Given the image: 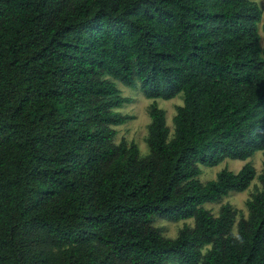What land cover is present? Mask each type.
<instances>
[{
	"label": "trees",
	"instance_id": "obj_1",
	"mask_svg": "<svg viewBox=\"0 0 264 264\" xmlns=\"http://www.w3.org/2000/svg\"><path fill=\"white\" fill-rule=\"evenodd\" d=\"M261 19L252 0H0V264H264V159L236 234L204 205L254 167L198 179L264 151ZM110 79L183 96L172 135L150 106L144 157L114 143L132 117ZM158 218L194 224L166 238Z\"/></svg>",
	"mask_w": 264,
	"mask_h": 264
},
{
	"label": "rangeland",
	"instance_id": "obj_2",
	"mask_svg": "<svg viewBox=\"0 0 264 264\" xmlns=\"http://www.w3.org/2000/svg\"><path fill=\"white\" fill-rule=\"evenodd\" d=\"M258 4L262 10V19L258 24V32L260 35V47L264 46V37L262 32V25L264 23V0H252ZM116 84V87L120 90L121 96L129 100L116 112L122 115L131 116L132 119L124 123L123 125L114 127L116 131V136L114 138V143L119 144L124 141L127 144L134 143L139 150L140 157H144L149 154V148L146 143V138L148 136V126L150 124L149 108L154 103L159 109L165 111L166 125L170 129V134H173V122L172 119L176 114V108L181 106L183 103L182 94L176 96L171 100H150L146 99L142 92L140 91L139 85L134 88H129L123 86L118 81L110 79ZM264 159V151L257 152L253 157L244 161L230 160L226 159L219 165L208 168L201 167V174L198 179L201 183H206L208 181L214 180L216 175L222 170L227 169L233 173H237L242 166L249 162L254 167L256 171V178L252 181L248 189L243 192H230L227 196L223 197L220 201L211 204H205L204 208L209 210L214 216H217L222 205L228 204L236 211L235 224L233 227V233H237V223L241 218H247L248 209L247 202L250 200L251 196L260 190V184L257 180V176L262 170V161ZM194 224L192 219L179 221V222H169L163 219H156L153 226L160 229L164 237L175 238L179 231L185 226L192 227Z\"/></svg>",
	"mask_w": 264,
	"mask_h": 264
}]
</instances>
